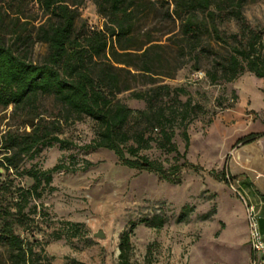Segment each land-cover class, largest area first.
I'll list each match as a JSON object with an SVG mask.
<instances>
[{
	"label": "rangeland",
	"instance_id": "rangeland-1",
	"mask_svg": "<svg viewBox=\"0 0 264 264\" xmlns=\"http://www.w3.org/2000/svg\"><path fill=\"white\" fill-rule=\"evenodd\" d=\"M66 1L78 3V24L86 23L89 29L103 27L104 18L98 13L95 0ZM156 7L140 20L137 41L153 39V43H160L155 49L169 60L164 62L165 67L172 72L171 76L158 79L172 88L184 89L179 92L180 99L189 98L200 107L198 115L186 125L188 146L185 147L182 127L176 128L173 136L178 151L185 152L186 160L193 166L181 169L179 182H170L153 172L122 164L110 149L85 148L96 135L91 118L64 124L60 136L71 141L67 147L55 143L19 163V169H49L58 162L64 165L52 174V189L44 187L40 198H30L24 208L28 213L24 224H12V230L39 251L41 264H117L119 236L129 228V221L159 213L167 219L160 228L138 223L132 229L130 260L134 264H246V243L232 229L237 220L230 216L238 195L226 169L229 154L222 148L224 128L236 121L224 113L237 102L233 83L243 73L232 81H211L208 73L220 69L216 61L226 45L205 29L201 41L209 50L194 54L188 48L182 49L180 20L163 17V11H172L173 0ZM229 10L230 7L222 11L218 28L228 37L236 34L237 38L230 36L229 40L237 44L244 40L247 31L228 14ZM241 11L244 23L249 29L261 31L264 42V0H246ZM0 15L8 29L14 28V23L19 31L32 33L28 45L23 46L28 47L29 57L40 60L46 46L34 38V32L46 15L39 2L0 0ZM196 70L205 75L195 78ZM117 97L132 109L145 106L143 101L133 99L129 90ZM55 106L52 99H43L41 110L52 115ZM8 129L22 131L29 126L23 123L22 116L13 113L11 105H0V143ZM152 145L142 153L158 159L165 167L184 160L181 156L176 158L175 152L157 148L154 142ZM222 171L224 178L220 176ZM32 182L12 168H0V207L15 211L17 189L27 188ZM186 204L193 208L188 219L176 221ZM207 212L209 216L203 218ZM3 221L0 217V232ZM69 222L77 223V228ZM8 257L9 247L0 242V264H9Z\"/></svg>",
	"mask_w": 264,
	"mask_h": 264
},
{
	"label": "trees",
	"instance_id": "trees-1",
	"mask_svg": "<svg viewBox=\"0 0 264 264\" xmlns=\"http://www.w3.org/2000/svg\"><path fill=\"white\" fill-rule=\"evenodd\" d=\"M46 19L35 28L34 38L45 44L46 52L40 60L29 57L27 42L31 32L8 29L0 15V105L13 108V113L23 117L29 129H8L0 143V168H12L19 175L32 179V184L18 188L15 211L0 207L3 225L0 242L9 247V264H41L40 253L33 243L26 241L12 230L15 222L23 225L28 213L24 208L30 198H40L44 187L50 185L52 174L64 168L60 162L49 169L31 166L19 169L24 158H33L43 148L58 143L61 148L71 141L60 136L64 124L89 117L95 124L96 135L85 148L103 147L112 150L118 160L138 170L157 174L170 182L180 181L182 168L193 166L180 153L173 140L175 129L182 127L185 147L189 136L186 125L199 113V105L189 98L180 99V87L172 88L158 78L171 76L167 71L161 52L155 48L160 43L153 39L137 41L138 24L157 4L165 0H95L98 13L104 18L103 27L89 29L86 23L78 24V3L66 0H37ZM81 1V0H80ZM174 7L163 11V17L180 20L179 31L184 40L182 49L198 54L209 50L202 43L201 33L209 30L225 46L216 64L220 66L209 72L211 81H232L244 72H251L264 79V42L261 31L249 29L241 7L246 0H173ZM227 11L242 23L244 40L232 43L220 32L217 20L222 11ZM142 15V16H141ZM246 35V36H245ZM197 48H199L197 50ZM165 62V63H164ZM130 91L133 99L141 100L145 106L132 109L122 102L117 94ZM264 91V86H263ZM43 99H52L56 111L45 115ZM249 134L239 141H250ZM166 152H175L177 161L165 167L161 161L150 158L143 150L152 147ZM221 178L225 177L221 172ZM192 206L183 205L176 221H186ZM209 212L202 215L209 216ZM163 214L141 216L130 220L129 228L119 236L117 264H134L130 260V236L138 223L160 228L166 221ZM72 228L77 223L69 222Z\"/></svg>",
	"mask_w": 264,
	"mask_h": 264
},
{
	"label": "crops",
	"instance_id": "crops-1",
	"mask_svg": "<svg viewBox=\"0 0 264 264\" xmlns=\"http://www.w3.org/2000/svg\"><path fill=\"white\" fill-rule=\"evenodd\" d=\"M264 79L251 72L243 73L234 83L237 102L224 114L235 117V124L224 128L222 148L229 154L227 172L235 185L237 204L231 218L236 219L233 232L246 243V264L251 248L245 202L259 212V229L264 235ZM255 134L250 141H239ZM228 175V174H227Z\"/></svg>",
	"mask_w": 264,
	"mask_h": 264
},
{
	"label": "built area",
	"instance_id": "built-area-1",
	"mask_svg": "<svg viewBox=\"0 0 264 264\" xmlns=\"http://www.w3.org/2000/svg\"><path fill=\"white\" fill-rule=\"evenodd\" d=\"M205 73L202 70L194 72L195 78H202ZM245 210L249 231V244L251 248V257L249 264H264V235L259 229V212L253 203L245 202Z\"/></svg>",
	"mask_w": 264,
	"mask_h": 264
}]
</instances>
